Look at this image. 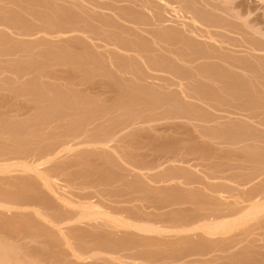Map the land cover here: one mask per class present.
I'll return each mask as SVG.
<instances>
[{
  "label": "rangeland",
  "instance_id": "374dc122",
  "mask_svg": "<svg viewBox=\"0 0 264 264\" xmlns=\"http://www.w3.org/2000/svg\"><path fill=\"white\" fill-rule=\"evenodd\" d=\"M162 1L0 0V157L10 155L11 163L25 157L29 159L25 161H32L43 157L47 150L61 149L70 139L72 143L68 145H73L70 153L68 149L67 155L65 151L59 152V157L56 155L47 167L43 166V170L49 169V174L56 176L54 182H61L58 188L64 190L66 186L67 193L61 196L68 194L72 202L67 203L71 205L56 200L32 173L11 172L13 178L22 176L20 181L24 179L33 190L25 186V181H21V186L16 177L0 173V194L5 192L0 196V201L5 202L0 205L11 204L12 198L16 202L7 205L9 211L7 207L0 208V240L13 246L28 263L264 264V213L223 235L180 231L190 223L217 220L221 213L223 217L228 211L236 212L254 194L260 193L264 199V174L257 173L264 172V0H164L168 4ZM171 6L181 8L185 18L179 17L177 21L169 11ZM191 10H195L194 14L189 13ZM197 13H201L198 21ZM191 15H197L194 24L188 19ZM164 32L171 34L162 36ZM219 128L224 130L223 134ZM105 130L115 133L111 143L100 147L93 144L92 138L98 136L113 138L112 134L105 137ZM60 144L61 147L57 146ZM120 155L123 158L117 157ZM125 155L133 167L126 162ZM7 160L4 163L10 162ZM175 172L182 177L177 173L175 176ZM165 174L172 178L171 182ZM136 183L142 187H136ZM178 185L179 192L175 188ZM37 187L40 198L51 197L52 204L34 198L38 196ZM148 189L150 192H146ZM169 189L173 194L166 192ZM85 200L99 202L100 210L106 206L107 210L104 207L101 211L114 217L122 216L131 222L134 219L133 224L147 222L166 228V234L146 233L147 238L138 230L122 231L109 221L101 220L102 223V218L95 222L73 219L75 222L70 225L68 217L76 218L80 211L77 208L81 203L87 204ZM26 201H30L29 205L23 206ZM39 203L40 206L36 205ZM51 206L56 213L51 212ZM232 207L239 209L233 211ZM40 210L45 214H40ZM53 214H62L63 218ZM173 219L175 223L169 221ZM100 222L102 228L98 226ZM167 227H171V232ZM172 227L179 228V232ZM71 232H75L74 236ZM127 233L134 238H127ZM102 235L112 236L108 237L109 243L103 242L110 246V251L108 246L102 247L98 239ZM121 237L127 238L123 243L131 247L121 250L123 244L113 245L118 242L114 239ZM111 239L117 242L109 245ZM146 241L151 244L146 246ZM98 242V248L93 250V243ZM78 248L86 253L78 250L83 255L77 256Z\"/></svg>",
  "mask_w": 264,
  "mask_h": 264
},
{
  "label": "bare ground",
  "instance_id": "6f19581e",
  "mask_svg": "<svg viewBox=\"0 0 264 264\" xmlns=\"http://www.w3.org/2000/svg\"><path fill=\"white\" fill-rule=\"evenodd\" d=\"M160 1H162V0H160ZM163 1H164V0H163ZM163 1H162V2H163ZM164 2L167 3L168 1H167V2L164 1ZM167 4H168V3H167ZM167 4H166V7H167ZM169 5H170V4H169ZM172 5H173V4H172ZM178 6H180V5H178ZM190 8H192V7H190ZM190 8H189V9H190ZM168 9H169V8H168ZM180 9H181V8H180ZM180 9H179V7H178V8H175V7H172V6H171V10H169V11H171V13L173 12V14L175 15L176 18H178L177 21L179 20V17H180V18L182 17V19L185 18L183 15H181V14H182L181 12H183V11H181L182 9H181V10H180ZM184 9H185V8H184ZM187 10H188V9H186V11H187ZM194 11H195V10H194ZM194 11H193V12H194ZM193 12H192V10H191V12H189V13L194 14ZM196 12H198V11H196ZM195 14H196V13H195ZM200 14H201V13H197V15H198V18H196L197 21H198L199 19H201V18H199V16H201ZM174 15H173V16H174ZM197 15H195V16L197 17ZM195 16L191 15L190 18H188L189 20L192 21L193 24L196 23ZM188 17H189V16H188ZM205 17H206V16H205ZM186 18H187V17H186ZM208 19L210 20L211 18H208ZM208 19H207V20H208ZM203 20H205V19L203 18ZM179 21H180V20H179ZM181 21H182V20H181ZM183 21H184V20H183ZM183 21H182V22H183ZM186 21H187V20H186ZM186 21H185V23H186ZM210 21H212V20H210ZM48 22H49V21H48ZM50 23H51V22H50ZM50 23H48L47 26L49 25V27H50ZM54 23H55V22H54ZM199 23H200V22H199ZM52 24H53V23H52ZM52 24H51V25H52ZM60 24H62V23H60ZM183 24H184V23H183ZM54 25H55V24H54ZM59 26H60V25H59ZM65 27H66V26H65ZM67 28H68V27H67ZM48 29H51V27L48 28ZM61 30H63V31L65 32L64 29H61ZM67 30H68V29H67ZM48 31H49V30H48ZM50 31H51V30H50ZM50 31H49V32H50ZM53 31H54V30H53ZM56 31H57V30H56ZM56 31H55V32H56ZM69 31H70V30H69ZM169 33H170V32H164V35L162 34V36H165V34L168 35ZM57 34H58V33H57ZM170 34H171V33H170ZM167 35H166V36H167ZM54 36H55V35H54ZM57 36H59V34H58ZM57 36H56V37H57ZM61 36H62V35H61ZM63 36H65V35H63ZM168 36H169V35H168ZM208 36H209V35H208ZM210 38H211V37H210ZM211 39H212V38H211ZM214 40H215V39L213 38V41H214ZM215 41H216V40H215ZM211 42H212V41H211ZM216 42L218 43V41H216ZM216 42H215V43H216ZM213 43H214V42H213ZM215 43H214V44H215ZM219 43H220V42H219ZM221 43H222V42H221ZM196 50H197V49H196ZM144 63H145V62H144ZM154 63H155V62H154ZM155 65H156V67L159 68V69H161L160 67H162V66L159 67V66L157 65V63H155ZM159 65H161L160 62H159ZM203 71H204V70H203ZM219 73H220V72H219ZM179 84H180V83H179ZM180 88H181V87L179 86V89H180ZM182 90H183V89H182ZM182 90H181V91H182ZM202 91H203V90H202ZM182 92H183V91H182ZM201 93H203V92H201ZM213 93H214V92H213ZM210 94H211V93H210ZM210 94H209V95H210ZM212 95L214 96V94H212ZM216 95H218V94H216ZM206 96H207V95H206ZM218 96H219V95H218ZM204 98H205V95H204ZM212 98H213V97H212ZM214 99H217V98H214ZM220 100H221V98H220ZM224 129H225V128H224ZM108 130H110V131L112 132L111 129H108ZM218 130H221V131H222L223 129H220V128H219ZM218 130H217V131H218ZM233 130H234V129H233ZM110 131H106V130H105V132H103V133L106 134L105 137H106L108 134L111 136L112 133L110 134V133H109ZM221 131H218V132H221ZM225 131H226V129H225ZM227 131H228V130H227ZM80 132H81V131H80ZM107 132H108V133H107ZM229 132H232V131H228V133H229ZM223 133H224V130L222 131V134H223ZM81 134H82V133H81ZM83 134H85V132H84ZM114 134H115V133H114ZM114 134H112L113 138H110V139L107 138L108 140H107V139H103V136H104L103 134H102L103 136L101 135L102 138H100V139L98 138L99 136H98V137H95L94 139L92 138V140H95V141H93V142H94L93 144L97 143V144H95V145H98V144H99V147H100V145L103 146V145H105V144H108V143H106V142H108V141H109V143H111L110 140H111V139H114V136H115ZM92 135H93V134H92ZM96 135H97V134H96ZM96 135H93V136H96ZM98 135H99V134H98ZM61 136H62V135H61ZM65 136H67V135H65ZM65 136H64V137H65ZM81 136H82V135H81ZM81 136H80L79 139H81ZM90 136H91V135H90ZM101 136H100V137H101ZM67 137H68V136H67ZM69 137H70V135H69ZM105 137H104V138H105ZM60 138H61V137H60ZM83 138H84V137H83ZM86 138H88V137L86 136ZM86 138H85V139H86ZM89 138H91V137H89ZM97 138H98L99 140H96ZM75 139H76V138H75ZM75 139H74V140H75ZM65 140H66V139H65ZM70 140H71V139H70ZM70 140H68L69 143H68V141H67L68 144L72 143V142H70ZM76 140H77V139H76ZM88 140H89V139H88ZM81 141H82V140H81ZM83 141H84V140H83ZM86 141H87V140H86ZM111 141H112V140H111ZM74 142H75V141H74ZM79 142H80V141H79ZM89 142H90V141H89ZM64 143H66V142H64ZM75 143H76V142H75ZM84 143H85V142H84ZM84 143H83V144H84ZM91 143H92V141H91ZM68 144H63V145H64V146L62 145L63 147H61V144H60V145H57V146H60V147H61V149H59V150L54 149L53 147H52L53 149H50V148H49L50 150H47V152L44 154L43 157L38 158V160L33 159L32 161H25V159H28V158L25 157L24 160H20V159H19V160H20V161H19V160L15 159V161H16V160H17V161L11 163L12 161L9 159V158H10V155L7 153V154L9 155V158H8V157H6V158H4V157L1 158V157H0V159H2V160L6 159V160H7V158H8L7 161L10 160V162H8V163H4V161H6V160H4L3 162H2V161L0 162V163H1V164H0V173H2V174H3V173H4V174H8V173H9V174H8L9 176H10L11 172H13V171L17 172L18 175L20 174V172L18 173V171L23 172V174H24V172H29L30 174L32 173L33 176L35 175L34 177L36 178V180L38 179V180L40 181L41 185L44 186V188H45L44 190L48 191L52 196H54V197L56 198V200L58 199V200H60V202L62 201L63 203H65V204H67V205H71L70 203L72 202V200H70V199L68 200V198H67V197H68V194H67V195L65 194L66 196H63V197L61 196L62 193H67L68 190L66 191V189H65L66 186L64 187V190H62L61 187H59L60 190H62V192L60 191V193H59V190H58V189H59V188H58L59 185L57 186V184H58V183H61V182H57V183L54 182V181L56 180V178H54V177H56V176H54V175H53L54 177L51 176V174H49V173H51V171H50L49 169L46 168L47 171L43 170V169H44L43 166L46 164L45 167H47L48 164H50V160L52 161V160L54 159V157H55L59 152H61V153H59V154H62L66 149H68V152H69V149L72 148L73 145L70 146L71 144H70V145H68ZM76 144H78V142H77ZM83 144H82V145H83ZM85 144H86V143H85ZM85 144H84V145H85ZM102 144H103V145H102ZM74 145H75V144H74ZM80 145H81V144H80ZM82 145H81V146H82ZM89 145L93 146L92 144H89ZM76 146H77V145H76ZM78 146H79V145H78ZM105 146H106V145H105ZM60 147H59V148H60ZM74 147H75V146H74ZM82 147H83V146H82ZM82 147H80V148L82 149ZM84 147H85V146H84ZM87 147H88V145H87ZM87 147H85V148H87ZM96 147H97V146H96ZM111 147H112V146L110 145V148H111ZM57 148H58V147H57ZM93 148H94V147H93ZM112 148H113V147H112ZM78 149H79V148H78ZM94 149H95V148H94ZM96 149H98V148H96ZM102 149L104 150L105 148L102 147ZM102 149H101V150H102ZM108 149H109V148H108ZM113 149H114V148H113ZM113 149H112V150H113ZM36 150H37V149H36ZM70 150H71V149H70ZM89 150H90V149H89ZM0 151H1V150H0ZM3 151H4V150H3ZM7 151H8V150H7ZM11 151H12V150H11ZM18 151H19V150H18ZM33 151L35 152V150H33ZM38 151H40V150H38ZM38 151H36V152H38ZM77 151H78V150H77ZM84 151H85V150H84ZM96 151H97V150H96ZM113 151H114V150H113ZM19 152H20V151H19ZM28 152H29V151H28ZM40 152H41V151H40ZM74 152H76V151H74ZM74 152H73V153H74ZM93 152H95V151H93ZM0 153H1V152H0ZM4 153L6 154V152H4ZM13 153H14V152H13ZM20 153H21V154L23 153L24 155H25V154L28 155L27 152H25V153H24V152H20ZM31 153H32V152H31ZM65 153H66V155H67V151H65ZM69 153H70V152H69ZM71 153H72V152H71ZM81 153H82V152H81ZM114 153H116V152H114ZM1 154H2V153H1ZM16 154H17V153H15V155H16ZM23 154H22V155H23ZM29 154H30V153H29ZM33 154H34V153H33ZM117 154H118V153H117ZM117 154H116V155H117ZM3 155H4V154H3ZM17 155H19V154H17ZM22 155H21V156H22ZM26 155H25V156H26ZM38 155H40V154H38ZM42 155H43V154H42ZM42 155H41V156H42ZM0 156H1V155H0ZM33 156H34V155H33ZM36 156H37V154H36ZM57 156H58V155H57ZM61 156H62V155H61ZM14 157H15V156H14ZM14 157H13V159H14ZM30 157H32V156H30ZM30 157H29V158H30ZM38 157H39V156H38ZM58 157H59V156H58ZM117 157H119V158H120V157L123 158L122 155L117 156ZM125 157H126V159H125V158H124V159L127 160L126 162H128V160H129V158L127 159L128 156L125 155ZM20 158H21V157H20ZM32 158H33V157H32ZM68 158H69V157H68ZM13 159H12V160H13ZM21 159H23V158H21ZM28 160H29V159H28ZM56 160H57V158H56ZM120 160H121V159H120ZM125 160H124V162H125ZM121 161H123V160H121ZM47 162H49V163L47 164ZM173 162H174V161H173ZM2 163H4V164H2ZM53 163H54V162H53ZM61 163H63V162L61 161ZM128 163L131 164L130 161H129ZM65 164H66V163H65ZM55 165H56V161H55ZM55 165H54V166H55ZM127 165H128V164H127ZM129 166H132V167H133L132 164L129 165ZM49 167H51V166H49ZM52 167H53V166H52ZM61 168H62V167H61ZM125 168H126V167H125ZM149 168L151 169L152 167H149ZM54 169H55V168H54ZM57 169H58V167H57ZM138 169H140V168H138ZM145 169H146V168H145ZM17 170H18V171H17ZM48 170H49L50 172H49ZM126 170H127V169H126ZM134 170H135V169H134ZM60 171H61V170H60ZM127 171H129V169H128ZM130 171H131V170H130ZM140 171H141V169H140ZM197 171H198V170H197ZM6 172H7V173H6ZM54 172H55V171H54ZM63 172H64V171H63ZM128 173H129V172H128ZM133 173H134V172H133ZM144 173H145V172H144ZM170 173H172V172H170ZM176 173H177V172H175V174H174V173H173V174L176 176ZM257 173H259V174H264V172H262V173L257 172ZM23 174H21V175H23ZM56 174H57V173H56ZM63 174H64V173H63ZM63 174H61V176H62ZM149 174H150V172H149ZM167 174H169V173H167ZM173 174H172V175H173ZM177 174H178V173H177ZM18 175H17V176H18ZM21 175H20V176H21ZM27 175H28V174H27ZM27 175H26V177H27ZM147 175H148V174H147ZM165 175H166V174H165ZM178 175H181V174H178ZM9 176H6V177L4 176V178H8ZM12 176H13V175L11 174L10 177H12ZM17 176H14V178L16 177L15 179H17ZM57 176H58V174H57ZM168 176L170 177L171 175L169 174ZM175 176H174V177H175ZM256 176H257V175H256ZM21 177H22V176H21ZM21 177H20V178H21ZM24 177H25V176H24ZM24 177H23V178H24ZM28 177H29V176H28ZM59 177H60V176H59ZM171 177H173V176H171ZM180 177H182V175L179 176V178H180ZM183 177H184V176H183ZM0 178H1V177H0ZM14 178L12 177V179H14ZM20 178L18 177L19 181H20ZM30 178H31V177H30ZM165 178H167V175H166ZM205 178H206V177H205ZM259 178H260V177H259ZM8 179H9V178H8ZM18 179H17V181H18ZM53 179H55V180L53 181ZM144 179H145V178H144ZM160 179H161V178H160ZM167 179H168V178H167ZM171 179H172V178H169L168 180L170 181ZM2 180H3V179H2ZM9 180H10V179H9ZM9 180L7 181V183H8L7 185H8V186H9ZM27 180L29 181L30 179H27ZM134 180H135V179H133V181H134ZM136 180H137V179H136ZM139 180H140V179H139ZM139 180H138V181H139ZM147 180H149V179H147ZM156 180H157V179H156ZM162 180H163V179H162ZM168 180L166 181V183L168 182ZM177 180H178V178H177ZM0 181H1V180H0ZM5 181H6V180H5ZM19 181H18V184L20 185L21 181H25V180L22 179L20 182H19ZM31 181H32V180H31ZM56 181H57V180H56ZM59 181H60V180H59ZM133 181H132V182H133ZM138 181H137V183H138ZM140 181L142 182V180H140ZM154 181H155V180H154ZM171 181H172V180H171ZM171 181H170V182H171ZM173 181H175V180H173ZM25 182H26V181H25ZM25 182H23V183L25 184L26 187H30V188L32 187L31 184H27L28 182H26V183H25ZM126 182H128V180H127ZM145 182H146V181H145ZM151 182H152V179H151ZM158 182H159V181H158ZM185 182H186V181H185ZM185 182H184V184L187 185ZM29 183H31V182H29ZM64 183H65V181H64ZM64 183L62 184L63 186L66 185V184H64ZM128 183H129V182H128ZM137 183H136L137 186L135 185L136 187H138V185H139V184H137ZM154 183H155V182H154ZM156 183H157V182H156ZM163 183H165V182H163ZM168 183H169V182H168ZM168 183H167V184H168ZM235 183H236V182H235ZM3 184H4V183H3ZM10 184H11V185H12V184L14 185V182H10ZM16 184H17V183H16ZM18 184H17V186H18ZM24 184L21 183V186H24ZM26 184H27L28 186H27ZM37 184H38V183H37ZM67 184H68V183H67ZM130 184H131V183H130ZM132 184H134V183H132ZM140 184H141V183H140ZM158 184H159V183H158ZM167 184H166V185H167ZM175 184L177 185V182H176ZM179 184L182 185V183H179ZM261 184H262V183H261ZM0 185H1V183H0ZM29 185H30V186H29ZM68 185H69V184H68ZM68 185H67V187H68ZM128 185H129V184H128ZM141 185H142V184H141ZM188 185H189V184H188ZM14 186H15V185H14ZM34 186L36 187L37 185H34ZM39 186H40V185H39ZM39 186H38V187H39ZM63 186H62V187H63ZM72 186H73V185H72ZM130 186H131V185H130ZM139 186H140V185H139ZM151 186H152V185H151ZM170 186H171V184H170ZM178 186H179V187H175L176 190H177V188H180V185H178ZM6 187H7V186H6ZM38 187H37L36 191H38V190L40 189V188L38 189ZM132 187H133V186H132ZM132 187H131V188H132ZM140 187H142V186H140ZM263 187H264V186H263ZM263 187H262V188H263ZM2 188H3V187H2ZM2 188H1V189H2ZM33 188H34V187H33ZM33 188H31V189L33 190ZM70 188H71V185H70ZM70 188H68V189H70ZM175 188L173 187V189H175ZM183 188H184V187L182 186V189H183ZM189 188H190V187H189ZM1 189H0V191H3V190H1ZM77 189H78V188H77ZM128 189H130V188H128ZM32 190L30 191V193L34 196V193H32ZM42 190H43V189H42ZM140 190H141V189H140ZM144 190H145V189H144ZM149 190H150V189L146 190V192L149 191ZM160 190H161V189H160ZM166 190H167V189H166ZM170 190H171V191H170ZM176 190H174V191H176ZM34 191H35V190H34ZM36 191H35V193H36ZM64 191H65V192H64ZM79 191H80V190H79ZM169 191H170V192H169ZM169 191H166V192H168V193L170 194L173 190H172V189H169ZM177 191L179 192V190H177ZM70 192H71V191H70ZM143 192H144V191H143ZM149 192H150V191H149ZM235 192H236V191H235ZM240 192H241V191H240ZM4 193H5V192L1 193L0 196H1L2 194H4ZM7 193H8V192H7ZM7 193H6V194H7ZM41 193H43V192L41 191ZM41 193H40V195L42 196ZM58 193H59L60 195H59ZM73 193H74V192H73ZM161 193H164V191L161 192ZM174 193H175L174 195L176 196V192H174ZM222 193H223V192H222ZM236 193H237V192H236ZM36 194H37V193H36ZM45 194H46V193H45ZM50 194H48V196H49ZM71 194H72V193H71ZM79 194H80V193H79ZM149 194H150V193H149ZM171 194H173V193H171ZM181 194H182V193H181ZM181 194H180V196H181ZM233 194H234V193H233ZM237 194H238V193H237ZM243 194H244V193H243ZM7 195H8V194H7ZM18 195H20V194H18ZM43 195H44V194H43ZM63 195H64V194H63ZM151 195H152V194H151ZM218 195H219V194H218ZM3 196H4V195H3ZM3 196H2V197H3ZM28 196H29V195H28ZM72 196H73V195H72ZM80 196H81V195H80ZM84 196H85V195H84ZM158 196H159V195H158ZM172 196H173V195H172ZM172 196H171V197L169 196V197L172 198ZM219 196H221V195H219ZM243 196H244V195H243ZM5 197H7V196L5 195ZM10 197H11V195L8 196L7 198H10ZM24 197H26V196H24ZM37 197H39V200H40V201L42 200L43 202H46L45 204H49V202H50L49 199L51 198V197H49V199H46L47 196H46V197L42 196V197H44V198H40V196H39V191H38V196H36V197H34V198L36 199ZM65 197H66V198H65ZM74 197H75V196H74ZM155 197H156V196H155ZM160 197H161V195H160ZM213 197H214V196H213ZM217 197H218V196H217ZM217 197H216V198H217ZM222 197H223V196H222ZM226 197H227V196H225V200H226ZM3 198H4V197H3ZM11 198H12V197H11ZM55 198H54V199H55ZM69 198H70V197H69ZM82 198H83V197H82ZM82 198H81V199H82ZM166 198H168V196H166ZM179 198H180V197H179ZM179 198H177V200H176L177 202H178ZM214 198H215V197H214ZM220 198H221V197H220ZM220 198H219V199H220ZM227 198H228V197H227ZM238 198H240V197L238 196ZM241 198H242V197H241ZM12 199L15 200L14 198H12ZM23 199H24V198H23ZM23 199H22V197H21L22 202L25 201V199H24V200H23ZM52 199H53V198H52ZM66 199H67V200H66ZM71 199H72V198H71ZM75 199H77V198H75ZM78 199H79V198H78ZM78 199H77V200H78ZM81 199H80V200H81ZM85 199H86V198H85ZM91 199H92V197L90 198V200H91ZM174 199H175V198H174ZM174 199H173V200H174ZM221 199H222V198H221ZM221 199H220V200H221ZM4 200L7 201L8 199H4ZM9 200H10V199H9ZM13 200H12V201H11V200L9 201V202H11V204H7L8 207H9V205H15L16 202H13ZM19 200H20V199H19ZM21 200H20V202H21ZM83 200H84V199H83ZM83 200H82V201H83ZM166 200H167V199H166ZM222 200H224V198H223ZM48 201H49V202H48ZM54 201H55V200H54ZM69 201H70V203L68 204L67 202H69ZM78 201H79V200H78ZM78 201H75V202L77 203ZM97 201H98V199H97ZM161 201H162V199H161ZM0 202H3V201H0ZM4 202H5V201H4ZM4 202H3V203H4ZM12 202H13V203H12ZM22 202H21V203H22ZM51 202H52V201H51ZM51 202H50V204L53 203V202H52V203H51ZM62 202H61V203H62ZM84 202H87V204L84 203ZM84 202H83L84 205H83L82 203L79 204V205H80V209L77 208V210H80V211L78 212L79 214H76V215H77L76 218H75V216H74L75 213H74V215H73L74 218H73L72 216H69V217H68L69 220L71 221V222H69V224H70V223L72 224V222H75V221H73V219H75V220H79V221H80V220H86V221H88V220H93V219H94V222H95V219L102 218V219H99V220H100V221H101V220H103V221H104V220L109 221V222H111V223L113 224V226L115 225L116 227H121V228H120L121 230H122V228H126V229H129V230H130V228H132L133 230H138L139 232H138V231H137V232L140 233V234H141V233H145V234H146V233H147V234H148V233H159V232L161 233L162 231H164L165 234H166V230H165L166 228L162 225L163 223L160 224V225H162L161 227H164L165 229H162V228H160L159 226H157L156 224L154 225L153 223L148 225L147 222H146L145 224H141V225L135 224L136 222L133 224L132 222H133L134 219L132 220V222H131V220H129V221H130V222H129V221H127L128 219L126 220V219L123 218L122 216H121L122 218H121V217H117L118 215H117V216L115 215V217H114V216H112V215L110 214V212H108V213H105L106 211H105V212H102L101 210H102L104 207H106V206L103 205L104 207L102 206L103 208L100 210L101 206L98 205L99 202H98V204H96V203L94 204V203H91V202L88 203L87 200H85ZM93 202H96V201L93 200ZM103 202H104V201H103ZM103 202H101V204H103ZM168 202H169V200H168ZM224 202H225V201H224ZM224 202H223V203H224ZM242 202H243V201H242ZM21 203H20V204H21ZM28 203H30V201H28V202L26 201V203H24L23 206H24L25 204H28ZM55 203H56V201H55ZM105 203H106V202H105ZM162 203H163V202H162ZM221 203H222V202H221ZM232 203H233V201H232ZM33 204H34V203H33ZM65 204H63V205H65ZM73 204H75V203H72V205H73ZM77 204H78V203H77ZM226 204H227V203H226ZM229 204H231V203L228 202V207L231 208V207L229 206ZM233 204H236V203H233ZM233 204H232V206H233ZM241 204H242V203H241ZM7 205H6V206H5L4 204H3V205H0V208L2 209V207H7ZM28 205H29V204H28ZM36 205L40 206V203H39V204H36ZM58 205H60L59 201H58ZM63 205H62V206H63ZM81 205H82V206H81ZM224 205H225V204H224ZM1 206H2V207H1ZM21 206H22V204H21ZM21 206H20V207H21ZM31 206H32V205H31ZM48 206H49V205H48ZM55 206H56V205H54V207H55ZM62 206H61V207H62ZM73 206L75 207V205H73ZM222 206H223V205H222ZM239 206H240V205H239ZM8 207H7V210H8ZM28 207H29V206H28ZM54 207L51 206V212H52V210H53L52 208H54ZM74 207H73V208H74ZM77 207H78V205H77ZM109 207H110V205H109ZM228 207H227V208H228ZM11 208H12V206H11ZM31 208H33V207H31ZM55 208H56V207H55ZM62 208H63V207H62ZM64 208L66 209L67 207H64ZM68 208H70V207H68ZM111 208H112V207H111ZM229 208L226 209V210H229ZM233 208H234V207H232V210H233ZM1 209H0V210H1ZM9 209H10V208H9ZM12 209H13V208H12ZM17 209H18V208H17ZM21 209H22V208H21ZM21 209H20V211H21V213H22V210L24 211V209H22V210H21ZM28 209H29V208H28ZM44 209H46V208L43 207V211H44ZM56 209L59 210L58 207H57ZM109 209H110V208H108V210H109ZM235 209H239V208L236 207V208H234V210H235ZM4 210H6V209L4 208ZM31 210H32V209H31ZM38 210H39V209H38ZM41 210H42V209H41ZM41 210H40V214H45V213H41V212H43V211H41ZM77 210H75L76 213H77ZM106 210H107V207H106ZM123 210H124V209H123ZM232 210H231V212H232ZM234 210H233V211H234ZM8 211H9V210H8ZM8 211H3V212L6 213V212H8ZM15 211H16V210H15ZM17 211H18V210H17ZM20 211H19V212H20ZM25 211H26V210H25ZM27 211H28V210H27ZM32 211H33V210H32ZM53 211L55 212V210H53ZM61 211H62V209L60 208L59 212H61ZM69 211H70V210H69ZM103 211H104V210H103ZM109 211H110V210H109ZM113 211H114V209H113ZM121 211H122V210H121ZM124 211H126V210H124ZM124 211H123V212H124ZM36 212H37V211H36ZM36 212H35V214H37ZM38 212H39V211H38ZM56 212H57V211H56ZM56 212H55V213H56ZM62 212H63V211H62ZM72 212H73V211H72ZM117 212H118V211H117ZM229 212H230V211H228V212H227V215H224L223 217L221 216V215H222V213H221V215H220L221 218H220V219L216 218L217 220H211V221H205V220L203 221V220H201V221H203V222H198V221H197L196 223H192V224L190 223L189 226H188V225H187L186 227L184 226V228H182L181 230L178 228V230H180V231L183 232V233L185 232V233H187V234H188V231H200L201 233L207 234V235H209V236H214V235H217V234H218V235H219V234H222V235H223V234H226V232H228L229 230H231V228L234 227V229H235V226L238 227V225L240 226L241 224H243V223L246 222L247 220H249V219H251V218H253V217L257 216V215H260L261 213H264V199H263L262 194H260V193L254 194L253 196L250 197V199L248 200V203H246L245 206H243L240 210H238V211H236V212L234 211V212H232V213H229ZM13 213H15V212H13ZM31 213H32V212H31ZM65 213H67V212H65ZM65 213H64V214H65ZM68 213H69V212H68ZM70 213H71V212H70ZM111 213H112V211H111ZM113 213L116 214V210H115ZM119 213H120V211H119ZM127 213H128V212H127ZM228 213H229V214H228ZM11 214H12V213H11ZM72 214H73V213H72ZM171 214H172V213H171ZM219 214H220V213H219ZM223 214H224V213H223ZM7 215H8V214H7ZM53 215H54L55 217L58 216L57 214H53ZM59 215L62 216V214H59ZM70 215H71V214H70ZM162 215H163V214H162ZM0 216H1V215H0ZM38 216H39V215H38ZM46 216L48 217L49 215H46ZM46 216H45V217H46ZM61 216H58V217H60V218L62 219L63 216H62V217H61ZM66 216H67V215H66ZM66 216H64V218H65ZM126 216H127V215H126ZM126 216H125V217H126ZM160 216H161V215H160ZM167 216L169 217V215H167ZM167 216H166V217H167ZM172 216H173V215H172ZM202 216H203V215H202ZM217 216H219V215H217ZM40 217H42V216H40ZM45 217H43V218H45ZM133 217H134V215H133ZM155 217H156V219H157L158 215L155 216ZM175 217H176V215H175ZM199 217H200V215H199ZM49 218H51V216H50ZM172 218H173V217H172ZM176 218H177V217H176ZM201 218H202V217H201ZM45 219H46V218H45ZM47 219H48V218H47ZM47 219H46L45 221H48ZM55 219H57V218H55ZM71 219H72V220H71ZM129 219H130V218H129ZM139 219H140V218H139ZM141 219H142V218H141ZM174 219H175V218H174ZM174 219H173V220H169V221L172 223V221L174 222ZM7 220H8V218H7ZM9 220H10V219H9ZM49 220H50V219H49ZM53 220H54V219H53ZM59 220H60V219H58V221H59ZM63 220H64V219H63ZM99 220H98V221H99ZM145 220H147V219H145ZM175 220H176V219H175ZM208 220H209V219H208ZM12 221H13V220H11V221H9V222L11 223ZM14 221H15V220H14ZM54 221H55V220H54ZM64 221H65V220H64ZM86 221H85V222H86ZM134 221H135V220H134ZM151 221H153V220H151ZM151 221H150V222H151ZM154 221H155V220H154ZM167 221H168V220H167ZM182 221H183V219H182ZM182 221H181V223H182ZM186 221H187V220H186ZM199 221H200V220H199ZM85 222H83V223H85ZM101 222H102V221H101ZM101 222H100V225H98L99 227H101V226L103 227V224H102L103 222H102V223H101ZM138 222H140V220H139ZM160 222H162V221L160 220ZM160 222H159V223H160ZM177 222H178V221H176V223H177ZM183 222H185V221H183ZM189 222H190V220H189ZM194 222H195V219H194ZM51 223H52V222H51ZM51 223H50V224H51ZM76 223H77V222H76ZM76 223H75V224H76ZM78 223H79V222H78ZM88 223H89V222H88ZM104 223H105V222H104ZM140 223H141V222H140ZM155 223H157V221H155ZM165 223H166V221H165ZM174 223H175V222H174ZM174 223H173V224H174ZM179 223H180V220H179ZM186 223H187V222H186ZM4 224H5V223H4ZM60 224H61V223H60ZM63 224H64V223H62V225H63ZM65 224H67V222H66ZM71 224H70V225H71ZM81 224H82V222H81ZM85 224H87V222H86ZM91 224H93V222H92ZM91 224H90V226H92ZM157 224H158V223H157ZM167 224H168V223H167ZM169 224H170V223H169ZM182 224H183V223H182ZM87 225H89V224H87ZM87 225H86V226H87ZM94 225H97V223H94ZM107 225H108V224H107ZM164 225H165V224H164ZM171 225H172V224H171ZM51 226H52V225H51ZM63 226H64V225H63ZM65 226H67V225H65ZM82 226H83V225H82ZM90 226H89V227H90ZM115 226H114V227H115ZM166 226H167V225H166ZM169 226H170V225H169ZM48 227H49V226H48ZM57 227H58V226H57ZM59 227H60V226H59ZM67 227H68V226H67ZM74 227H75V226H74ZM74 227H73V228H74ZM102 227H101V228H102ZM175 227H176V226H175ZM175 227H172V229H175ZM177 227H178V226H177ZM180 227H181V226H180ZM55 228H56V227H55ZM77 228H78V227H77ZM91 228H92V227H91ZM108 228H109V226H108ZM134 228H135V229H134ZM167 228H169V232H171V231H170V228H171V227H167ZM50 229H51V228H50ZM57 229H58V228H57ZM57 229H55V230H57ZM79 229H80V228H79ZM172 229H171V230H172ZM44 230H45V229H44ZM74 230H75V229H74ZM123 230H124V229H123ZM123 230H122V231H123ZM175 230H176V229H175ZM178 230H176V231H178ZM235 230H236V229H235ZM48 231H49V229L47 230V233H48ZM66 231H67V230H66ZM76 231H77V229H76ZM127 231H128V230H127ZM127 231H126V232H127ZM49 232H50V231H49ZM113 232H114V231H113ZM118 232H120V231H118ZM128 232H129V231H128ZM132 232H134V231H132ZM174 232H175V231H174ZM174 232H173V233H174ZM178 232H179V231H178ZM178 232H177V233H178ZM181 232H180V233H181ZM229 232H230V231H229ZM58 233H60V232H58ZM71 233H72V232H71ZM73 233H75V232H73ZM73 233H72V235H73ZM109 233H110V232H109ZM114 233H115V232H114ZM114 233H113V234H114ZM167 233H168V231H167ZM180 233H179V234H180ZM189 233H190V232H189ZM191 233H192V232H191ZM56 234H57V233H56ZM68 234H69V233H68ZM116 234H117V233H116ZM124 234H125V233H123L122 235H124ZM131 234H132V233H131ZM147 234H146V237H147ZM204 234H203V235H204ZM227 234H228V233H227ZM51 235H52V232L50 233L49 237H51ZM64 235H65V233H64ZM70 235H71V234H70ZM72 235H71V238H72ZM111 235H112V233H111ZM118 235H120V234H118ZM118 235H117V236H118ZM122 235H121V236H122ZM129 235H130V233H129ZM129 235H128V233H127V234H126V237L128 238ZM132 235H133V234H132ZM138 235H139V234H138ZM138 235H137V236H138ZM177 235H178V234H177ZM181 235H182V233H181ZM183 235H184V234H183ZM185 235H186V234H185ZM196 235H197V234H196ZM55 236H56V235H55ZM65 236H66V235H65ZM73 236H74V235H73ZM97 236H99V235H97ZM97 236H96V237H97ZM100 236H101V235H100ZM106 236H108L109 238L112 237V236H109V235H106ZM130 236H131V235H130ZM130 236H129V239L132 238V237L134 238V235L131 236V237H130ZM137 236L135 235V237H137ZM139 236H140V235H139ZM162 236H163V235H162ZM220 236H221V235H220ZM52 237H53V236H52ZM56 237H57V236H56ZM56 237H55V238H56ZM68 237H69V236H68ZM79 237H80V236H79ZM94 237H95V236H94ZM104 237H105V235H104V236L102 235V238H99V237H98V239L101 240V242H100V241H99V242L103 245V246L100 245V246H102V247H104V245H106V244H104V243H109V238H108V237H107V238H106V237L104 238ZM146 237H145V238H146ZM152 237H153V235H152ZM155 237H157V236H155ZM163 237H164V236H163ZM177 237H182V236H177ZM185 237H186V236H185ZM200 237H201V236H200ZM203 237H204V236H203ZM206 237H207V236H206ZM53 238H54V237H53ZM71 238L69 237L70 240H71ZM124 238H125V237H123V238L121 237V238H119V240H118L117 238H116V239L112 238V239H114V240H117L118 242H117V241H113V240L111 239V240H110V243H111V244H109V245H112V243L117 242V243H115V244H113V245H115L116 247H118V246L120 245V243H121V245L123 244V245H122L123 248L121 247V248H122L121 250H123V249L125 250V248H129V247H131V246H127V244L129 245V243H127V244H126V243H123V239H124ZM127 238H126V239H127ZM143 238H144V237H143ZM147 238H148V237H147ZM147 238H146V240H147ZM149 238H150V235H149ZM195 238H196V236H195ZM195 238H194V239H195ZM62 239H63V241H64V237H63ZM69 239H68V240H69ZM79 239H80V238H79ZM81 239H82V238H81ZM98 239H94V240L97 241ZM102 239H105V240H102ZM120 239H121V240H120ZM126 239H124V242L126 241ZM129 239H128V242H129ZM151 239H153V238H150V240H149L150 242H151ZM162 239H163V238H162ZM177 239H178V238H177ZM179 239H180V238H179ZM183 239H184V238H183ZM198 239H199V238H198ZM203 239H204V238H202V240H203ZM72 240H73V239H72ZM82 240H83V239H82ZM85 240H86V239H85ZM106 240H107L108 242H106ZM132 240H133V239H132ZM132 240H131V242L135 241L136 239H134L133 241H132ZM142 240H143L142 242H144V239H142ZM154 240H155V239H154ZM181 240H182V239H181ZM184 240H185V239H184ZM184 240H183V241H184ZM204 240H205V239H204ZM52 241H53V240H52ZM60 241H61V240H60ZM63 241H62V242H63ZM89 241H91V240H89ZM95 241H94V242H95ZM147 241H148V240H147ZM147 241H146V244L148 243ZM158 241H159V239H158ZM187 241H188V240H187ZM209 241H210V240H209ZM57 242H58V241H57ZM82 242H83V241H82ZM99 242L96 243V245H95V243H93V245H94L95 247H93V245L90 244V246L92 245V247H93L92 249H93V250H94V248H98V245L100 244ZM103 242H104V243H103ZM131 242H130V243H131ZM155 242L158 243L157 240H156ZM68 243H69V241H68ZM90 243H91V242H90ZM135 243L137 244V243H139V242H135ZM140 243H141V240H140ZM152 243H153V242H152ZM161 243H162V242H161ZM185 243H186V242H185ZM188 243H189V242H188ZM62 244H63V243H62ZM97 244H98V245H97ZM118 244H119V245H118ZM124 244H126V246H125ZM133 244H134V243H133ZM144 244H145V243H144ZM149 244H151V243H148L146 246H148ZM159 244H160V243H158V245H159ZM69 245H70V244H69ZM71 245H72V244H71ZM71 245H70V246H71ZM142 245H143V244H142ZM184 245H185V244H184ZM188 245H189V244H188ZM192 245H194V244L192 243ZM199 245H201V244L199 243ZM199 245H198V246H199ZM207 245H208V244H207ZM64 246H65V245H64ZM73 246H74V245H73ZM73 246L70 247V248H73ZM78 246H79V245H78ZM96 246H97V247H96ZM106 246H108V245H106ZM115 246H114V247H115ZM124 246H125V247H124ZM139 246H140V245H139ZM150 246H151V245H150ZM196 246H197V245H196ZM12 247H13V246H12ZM12 247H11L9 244H5L4 242H2V241L0 240V264H30V262L28 263V261H26V260H24V258L20 257V256L17 254V252L15 251V249L12 248ZM68 247H69V246H68ZM79 247H82V246H79ZM102 247H101V248H102ZM108 247H109V249H108V248H107V249H108V251H110V246H108ZM119 247H120V246H119ZM183 247H184V246H183ZM185 247H186V246H185ZM194 247H195V245H194ZM194 247H193V249H194ZM200 247H202V245H201ZM82 248H83V247H82ZM90 248H91V247H90ZM111 248H113V247H111ZM132 248H135V246H133ZM140 248H141V247H140ZM143 248H144V247H143ZM186 248H187V247H186ZM190 248H191V247H190ZM204 248H205V247H204ZM105 249H106V248H105ZM107 249H106V250H107ZM117 249H118V248H117ZM117 249H114V250H115V253L118 252ZM138 249H139V248H138ZM188 249H189V248H188ZM195 249H197V250L200 251L199 248H196V247H195ZM75 250L78 252V253L76 254L77 256H79V255H83V253L80 252V251H82L83 249H81V248L79 249V248H78V249H75ZM78 250H80V251H78ZM97 250H98V249H97ZM102 250L104 251L103 248H102ZM134 250H135V249H134ZM147 250H148V249H147ZM197 250H196V252L198 253ZM68 251H69V250H68ZM70 251H71V250H70ZM72 251H73V250H72ZM76 251H74V252H76ZM83 251H84V250H83ZM83 251H82V252H83ZM112 251H113V249H112ZM119 251H120V250H119ZM132 251H133V249H132ZM188 251H189V250H188ZM84 252H85V251H84ZM91 252H93V251H91ZM101 252H102V251H101ZM104 252H105V251H104ZM122 252H123V251H122ZM125 252H129V251H125ZM125 252H124V253H125ZM70 253H71V252H70ZM85 253H86V252H85ZM98 253H99V251H98ZM98 253H97V254H98ZM135 253H136V252H135ZM150 253H151V252H150ZM90 254H91V253H90ZM90 254H89V255H90ZM122 254H123V253H121V255H122ZM87 255H88V254H87ZM92 255L94 256V255H96V254H94V252H93ZM129 255H130V254H129ZM129 255H128V257H129ZM115 256H116V254H115ZM115 256H114V257H115ZM118 256H119V255H118ZM122 256L124 257L125 254L122 255ZM122 256H121V257H122ZM130 256H131V255H130ZM137 256H138V255H137ZM79 257H80V256H79ZM95 257H96V256H95ZM100 257H101V256H100ZM121 257H117V258H119V260H120ZM125 257H127V255H126ZM128 257H127V258H128ZM131 257H132L131 260L135 259V258H133V256H131ZM85 258H86V257H85ZM93 258H94V257H93ZM73 259H75V258H73ZM91 259H92V257H91ZM106 259H108V258L106 257ZM110 259H111V257L109 258V260H110ZM137 259H138V258H137ZM77 260H78V259H77ZM81 260H82V258H81ZM113 260H114V259H113ZM116 260H118V259H116ZM114 261H115V260H114ZM123 261H124V260H123ZM118 262L120 263L121 261H118ZM125 262H126V264H127V262H131V261H125ZM132 262H133V261H132ZM123 263H124V262H123ZM31 264H32V263H31ZM132 264H133V263H132ZM137 264H138V262H137Z\"/></svg>",
  "mask_w": 264,
  "mask_h": 264
}]
</instances>
